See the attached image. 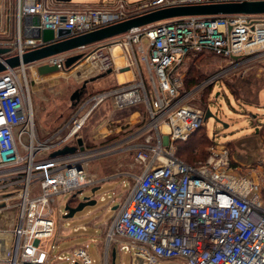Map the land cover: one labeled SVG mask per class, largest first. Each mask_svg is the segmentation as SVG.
<instances>
[{"label": "built area", "instance_id": "1", "mask_svg": "<svg viewBox=\"0 0 264 264\" xmlns=\"http://www.w3.org/2000/svg\"><path fill=\"white\" fill-rule=\"evenodd\" d=\"M221 1L242 0H148L132 8L118 0L110 9L85 10L54 8L48 0H15L17 36L3 57H20L46 44L40 37L22 35L21 21L28 34L35 29L65 27L72 36L159 8ZM115 46L120 48L121 65L115 60ZM201 51L226 59L228 64L185 90L182 64ZM74 53H82L73 65L78 77L110 69L126 72L125 78L112 88L83 93L65 122L39 135L26 69L37 74L38 65L45 63L62 69L65 59ZM263 54L264 14L185 15L134 27L34 62L7 66L0 72V212L10 206L16 210L10 247L5 241L7 262L93 264L83 247L74 248L69 257L53 251L57 226L65 219L56 205L68 203L83 188L104 180L88 171L94 159L125 152L134 155L142 170L139 175L127 173L134 183L108 227L107 245L102 249L104 264H110L111 241L120 251L140 256L143 264L169 260L264 264V199L260 194L264 168L263 174L258 170L239 173L219 144L208 148L203 162L188 164L176 157L174 144L205 121V109L192 102L195 93L245 60ZM108 102L115 109L141 103L144 118L140 123L124 116L122 122L116 120L118 124H113V118H104L100 123L106 130L98 132L103 137L129 129V123L140 125L104 145H88L81 137L82 129L93 111ZM64 146L76 148L51 155ZM80 228L86 231L88 227L73 230Z\"/></svg>", "mask_w": 264, "mask_h": 264}, {"label": "rangeland", "instance_id": "2", "mask_svg": "<svg viewBox=\"0 0 264 264\" xmlns=\"http://www.w3.org/2000/svg\"><path fill=\"white\" fill-rule=\"evenodd\" d=\"M86 1L96 0H72V2ZM129 1L134 4V7H136L138 2L143 3L146 0ZM88 8L90 7L80 5L71 7L70 9L85 10ZM98 8L101 9L100 7ZM17 27L15 0H0V47L9 48L13 46L17 36ZM20 27L21 33L24 35L22 21ZM93 48L95 47L89 49ZM188 61L189 59L182 64V70L184 72L187 71ZM226 61V59L211 56L210 61L206 63V67L210 70L211 68H218L221 65L226 66L228 64ZM73 69V65L68 68L64 67L60 69L51 80L40 79L37 74L32 73L28 68L26 69L34 121L39 135H45L47 132L55 130L56 127L60 126L66 120L74 108L70 101V95L72 92L80 87L84 80L98 74L94 72L86 74L83 77H78L79 75L76 76ZM130 75L131 74L128 72V77H130ZM114 78L115 72L111 71L103 77L89 81L86 85L87 92L84 94L89 95L100 90L114 87ZM124 78L125 77L122 75V80ZM222 78L234 81L237 78L240 79V82H243L245 86L249 88L248 92L241 91L240 93L244 96L249 94V97L246 98L247 101H244L241 98L237 100L227 88L222 86L220 82V79ZM209 84H214V88L209 97L210 101L207 103V107L210 109L212 116L208 117L204 121V124L208 135L214 139V142L210 144L208 148L214 144L224 146L227 150L232 166L237 167L238 172L241 174L253 172L254 170L261 171L263 174L264 142L261 135L258 134L261 139L259 145L263 146V149H260V151L257 152L260 156L257 155L259 157L258 162L251 160L252 157H247L249 154H253V152L249 150V147L251 146L250 142H247L244 146L242 145L246 140L251 139L252 136L256 134L254 131L257 130L256 126L261 127L260 122H264V54L262 56L245 60L239 64L235 70L219 77L215 82L208 83L206 86ZM206 86L199 89L192 100V102L201 107L203 104L200 102V96ZM216 93L218 94L216 95ZM249 101H251V103H247ZM134 106L135 110L142 113L141 120H143V104L136 103ZM128 115L129 114L124 116L127 117ZM124 116L114 114L113 124H118L116 120L122 122V117ZM215 118H219L220 121H217ZM129 124L133 125V123ZM133 130L134 127H130L129 129L126 128L124 130L122 129L118 133H115V136L122 137L130 134L129 132ZM98 132H102V130H100V123L90 126L86 135L82 129L81 137L85 139L92 135L91 145L96 147L113 141V139L107 140L108 138H103V135ZM228 140H232L233 142L229 145ZM104 158L105 157L96 160L94 159L90 165L99 164L101 170H99L97 174L101 172V175L107 177L112 174V177L102 180L99 183V187L96 189L94 195L96 198V203L94 205H87L82 210L75 212L72 217L63 219L59 222L58 228L60 229V239L62 240L58 244H55L53 248L55 253L69 257L74 248L83 247L91 256L93 264H104V252L102 249L104 250L107 245L108 227L121 206L122 200L126 196L128 189L132 186H130V180L132 177H129L125 170L127 169L128 171H131V169H134V155L132 153L115 152L112 156H109L106 159ZM233 161L236 162L234 165L232 163ZM137 175H139V171ZM260 184H263L260 194L264 199V179H260ZM89 195H91V187L83 188L79 191V196L68 200L69 204L76 205L84 196ZM101 195L104 196V200L100 199ZM67 197L68 196L64 197V199ZM114 206L116 207L113 208ZM64 207L65 204L56 205V210L58 211L60 208V213L64 214ZM15 217L16 210L14 206H10L0 212V264H9L5 258L6 254L4 252L6 244H3L2 242L6 241L7 247H10L12 242V235L10 232L14 226ZM79 225L87 226L88 230L84 231L80 228L79 230L74 231L73 228ZM2 231H8L9 234H2ZM90 238H95V240L90 241ZM113 247H116L117 251L115 264H143V260L140 256L135 255L134 252L120 251L113 241L109 243L108 248L109 263ZM54 264L68 263L55 261ZM164 264L169 263L165 262Z\"/></svg>", "mask_w": 264, "mask_h": 264}, {"label": "water", "instance_id": "3", "mask_svg": "<svg viewBox=\"0 0 264 264\" xmlns=\"http://www.w3.org/2000/svg\"><path fill=\"white\" fill-rule=\"evenodd\" d=\"M65 1V0H60ZM236 13L244 14H264V0H242V1H221L211 3H199V4H183L174 5L156 10H151L145 13L137 14L128 17L124 20L114 22L94 30L71 36V30L65 27H58L56 29L43 28L35 29L34 33L28 34L24 31L25 35L40 37L45 45L24 52L20 57L13 55L9 57H3L10 51V47H0V57L4 58L0 60V72L5 70L7 66L15 67L19 64H26L40 60L44 57L66 52L81 46L93 44L99 41L107 40L121 33H124L131 28L147 25L163 19L185 16V15H230ZM82 57V53H76L68 56L65 59L64 66L70 67L76 61ZM39 74H46L58 71V66L53 64H40L37 67ZM111 70L98 73L97 75L84 80L80 87L72 92L70 95V101L72 107H74L77 101L80 99L81 94L84 92L86 85L89 81L103 77L110 73ZM218 93H216L217 95ZM212 116L210 109H205L204 120ZM220 121L219 118H215ZM80 148H83L81 139L77 140ZM75 146H64L63 148L52 152L51 155L62 154L71 152L75 149ZM99 185L91 188V195L84 196L76 205H70L69 202L65 204V218L72 217L75 212L82 210L87 205H94L96 198L94 197L96 189ZM114 206L113 208H115ZM116 249L113 247L111 250V264H115ZM74 264H80L76 261Z\"/></svg>", "mask_w": 264, "mask_h": 264}, {"label": "trees", "instance_id": "4", "mask_svg": "<svg viewBox=\"0 0 264 264\" xmlns=\"http://www.w3.org/2000/svg\"><path fill=\"white\" fill-rule=\"evenodd\" d=\"M55 3L58 2L56 1ZM139 4L142 3L138 2L137 5ZM211 56H212L211 53L205 51L198 52L194 55H189L188 68L183 78V89L185 90L191 89L192 87H194L195 85H197L198 83L209 77L210 75L214 74L218 70L217 68H211L210 70H208V68L206 67V63L210 61ZM220 82L222 86L227 88L237 100L241 98L244 101H247L246 98L249 97V94H247V96H244L243 94L240 93L241 91L248 92L249 88L245 86L243 82H240V79L237 78L234 81V80H226L222 78L220 79ZM213 88H214V84H209L208 86H206V88H204V90L201 93L200 102L203 104L202 107L204 109H206L208 106L207 103L210 101L209 97ZM247 103H251V101ZM108 104L109 102L103 106L98 107L93 111V113L87 120V123L85 124V131H84L85 135L88 133L90 126H94L95 124H97L100 121V119L107 114V110L112 109L111 108L112 106L110 107L109 106L110 104L109 105ZM134 107H135L134 105H131L121 109L116 108L117 111L115 110L116 111L115 114L120 116L127 115L132 110H134ZM140 123H137L136 126L140 125ZM260 123H261L260 124L261 127L256 126L257 130L255 132L261 135L262 140L264 142V122H260ZM112 137L114 138L115 135H113ZM112 137L110 138L108 137L107 140L111 139ZM213 142L214 139L208 135L205 124L203 123L198 129L194 130L186 138L183 139L179 138L174 141L176 147L175 155L179 159L187 162L188 164L203 162L209 154L207 148ZM232 142H233L232 140L230 141L228 140L229 145ZM232 163L234 165V163L236 162L233 161ZM132 179L130 180V186L133 185L132 183L134 179L133 180Z\"/></svg>", "mask_w": 264, "mask_h": 264}, {"label": "crops", "instance_id": "5", "mask_svg": "<svg viewBox=\"0 0 264 264\" xmlns=\"http://www.w3.org/2000/svg\"><path fill=\"white\" fill-rule=\"evenodd\" d=\"M58 2V3H55V2ZM116 1H118V0H96V1H86V2H72V0H65V1H60V0H48V2H49V4L51 5V6H54V7H56V8H63V9H70L71 7H74V6H80V5H84V6H88V7H90V8H98V7H100L101 9L102 8H105V9H110V8H113L114 6H115V3H116ZM125 1V3H127V5L129 6V8H132V7H134V4H132V3H130V1L129 0H124ZM74 54H76V53H74ZM119 54V56L118 57H120L121 55H120V53H118ZM71 55H73V54H71ZM70 56V55H69ZM122 57V56H121ZM116 60V59H115ZM80 61V59L78 60V61H76L75 63H77V62H79ZM117 62V61H116ZM74 63V64H75ZM119 62H117V64H118ZM123 63V59L121 60V63H119L120 65ZM73 64V65H74ZM219 68V67H218ZM217 68V69H218ZM58 70H60V69H58ZM114 72H115V78H114V81L113 82H115V86H116V84H117V82H119L120 80H119V78H118V75L119 74H122L123 76L125 75V73L126 72H124V71H116V70H113ZM59 71H55V72H51V73H46V74H39L38 73V71H37V75L39 76V78L40 79H44V80H51V79H53L54 77H55V75L58 73ZM128 74V73H127ZM126 74V75H127ZM87 92V87L85 88V90H84V92L83 93H86ZM82 93V94H83ZM81 94V95H82ZM81 97V96H80ZM107 104V103H106ZM110 104V103H109ZM108 104V105H109ZM110 107H111V105H109ZM112 109H110V110H107V114L103 117V118H101L100 119V121L97 123V124H99L104 118H113V116H114V114L116 113V109L115 108H113V107H111ZM116 110V111H115ZM141 116H142V113L141 112H139L138 110H132L130 113H129V115L127 116L128 117V119H133L134 121L135 120H138L137 122H140L141 121ZM68 117H69V115H68ZM67 117V118H68ZM67 118H66V120H67ZM127 119V120H128ZM65 120V121H66ZM64 121V122H65ZM131 121V120H130ZM259 121V120H258ZM260 122V121H259ZM87 123V122H86ZM85 123V124H86ZM100 130H102V131H104V130H106V127L103 125V124H101L100 123ZM111 126V125H110ZM134 126H136V125H131L130 127H134ZM112 127V126H111ZM256 128V127H255ZM83 130L85 131V126H84V128H83ZM254 131H256V130H254ZM82 133V132H81ZM116 133V132H115ZM115 133H112V134H110V135H107V136H104L103 138H110V137H112L113 135H115ZM91 138H92V135L90 136V137H88V138H83V140L86 142V143H88V145H91ZM96 138V137H95ZM111 139H113V141L114 140H116V139H118V137H112ZM241 140V139H240ZM259 141H261V139H260V137H259V135L256 133L255 135H253L252 136V138L251 139H248V140H246L244 143H243V145L242 146H244V144H246L247 142H250V144H251V146L249 147L250 149V151L251 152H253V154L251 153V154H249L247 157L248 158H251V160H255L256 162H258V159H259V154L257 153L258 151H260V149L262 150L263 149V146H261V145H259ZM108 142V141H107ZM247 146V145H246ZM247 150V149H246ZM256 153V154H255ZM113 154H111V155H108V156H105V158L104 159H106L107 157H109V156H112ZM259 157H258V156ZM104 159H101V160H104ZM107 161V160H106ZM110 161V160H109ZM259 161H261V160H259ZM129 163V162H128ZM134 165H133V167H134V169H131V171L129 170H125L127 173H135V174H138V171H139V173L141 172V170H142V166L141 165H139V164H137V163H135V161H134V163H133ZM131 167H132V165H131ZM138 168V169H137ZM129 169V168H128ZM99 170H101V168H100V165L99 164H95V165H90L89 164V167H88V171H89V173H90V175H92V176H95V177H99V178H104V180L105 179H107V178H110V176L112 175H108V177L107 176H103V175H101L100 173H98L97 174V172H99ZM126 173V174H127ZM97 185H99V184H96V185H93V186H91V188L92 187H94V186H97ZM100 199H101V196H100ZM64 212H66V211H64ZM65 214V213H64ZM64 214H63V216H64ZM65 218V217H64ZM65 219H67V218H65ZM80 226V225H79ZM77 227V226H76ZM87 230H88V228H87ZM86 230V231H87ZM59 231H60V229L58 228V226H57V230H56V234H55V240H56V244H58L62 239H60V233H59ZM116 254H117V251H116ZM115 260H116V256H115ZM166 262H168L169 264H180L179 262H177V261H174V260H169V261H166ZM110 264H111V259H110Z\"/></svg>", "mask_w": 264, "mask_h": 264}, {"label": "bare ground", "instance_id": "6", "mask_svg": "<svg viewBox=\"0 0 264 264\" xmlns=\"http://www.w3.org/2000/svg\"><path fill=\"white\" fill-rule=\"evenodd\" d=\"M113 53H114L115 56H116V61L119 62V63H121L122 57H121V56L118 57V56H119L118 53H120V48H119V46H115V47H114ZM119 63H118V64H119ZM118 78H119L120 80H122V75L119 74V75H118ZM164 130H167V127H164ZM2 232H3L2 234H6V233L9 234L8 231H2ZM2 234H1V235H2ZM2 243L5 244V242H2Z\"/></svg>", "mask_w": 264, "mask_h": 264}]
</instances>
